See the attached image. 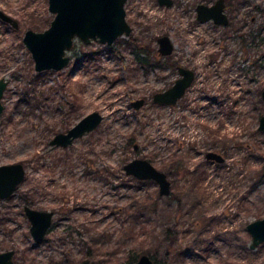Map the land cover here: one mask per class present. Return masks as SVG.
I'll return each mask as SVG.
<instances>
[{
	"label": "rangeland",
	"instance_id": "rangeland-1",
	"mask_svg": "<svg viewBox=\"0 0 264 264\" xmlns=\"http://www.w3.org/2000/svg\"><path fill=\"white\" fill-rule=\"evenodd\" d=\"M214 1L166 8L127 0L129 37L109 47L75 40L63 70L37 73L22 38L49 27L47 0H0L17 23L0 19V166L26 171L0 200V253L13 251L14 264H124L131 254L165 264H264V244L250 250L246 232L264 218V0L226 2V27L196 21L195 6ZM162 36L173 45L170 61L155 55ZM170 63L192 70L194 81L176 105L158 106L153 94L178 78ZM92 112L103 117L94 131L67 148L49 146ZM208 152L224 161L206 160ZM134 159L166 174L169 196L125 175ZM24 205L53 213L39 244Z\"/></svg>",
	"mask_w": 264,
	"mask_h": 264
},
{
	"label": "water",
	"instance_id": "water-1",
	"mask_svg": "<svg viewBox=\"0 0 264 264\" xmlns=\"http://www.w3.org/2000/svg\"><path fill=\"white\" fill-rule=\"evenodd\" d=\"M160 6H171L170 0H158ZM48 12L53 15L49 27L43 32L27 30L22 43L30 53L37 73L44 71L59 72L69 64L67 53L72 50L74 41L79 40L85 45L92 42L103 46H111L120 37H129L131 28L126 21L124 6L127 0H47ZM198 22L212 21L216 26H227L228 19L224 13V0H217L213 5L198 4L195 8ZM4 21L14 27L16 23L0 13ZM158 53L169 56L173 45L169 38L162 36L158 39ZM179 78L174 84L153 95L152 102L158 106H174L184 96L185 90L193 81L192 71L177 68ZM6 88V82L0 80V114L3 110L1 98ZM264 103V90L261 92ZM143 100L132 102L131 106L138 109ZM103 117L98 112H92L82 117L65 133L56 134L49 146L67 148L75 140L94 131L102 122ZM258 130L264 133V115L259 119ZM206 160L223 162V158L208 152ZM126 176L138 181H153L158 186L159 196L170 194V182L161 171L154 168L144 159H134L123 167ZM26 171L22 164L14 163L0 166V200L9 199L25 180ZM24 214L30 224L29 234L35 244L41 243L52 223L53 213L38 211L28 206L24 207ZM246 232L251 238L250 250L264 244V218L255 220L246 226ZM13 251L0 253V264H14ZM100 264V263H93ZM133 264H156L148 255H141Z\"/></svg>",
	"mask_w": 264,
	"mask_h": 264
},
{
	"label": "flooded vegetation",
	"instance_id": "flooded-vegetation-1",
	"mask_svg": "<svg viewBox=\"0 0 264 264\" xmlns=\"http://www.w3.org/2000/svg\"><path fill=\"white\" fill-rule=\"evenodd\" d=\"M171 1V6L173 5V2H172V0H170ZM217 0H215L211 5H213L215 2H216ZM229 0H224V13H225V7H226V2H228ZM157 3H158V5L160 6V4H159V1L157 0ZM198 5V4H197ZM196 5V6H197ZM211 5H206V6H211ZM170 6V7H171ZM196 6H195V8H196ZM163 7H166V6H163ZM170 7H166V8H170ZM194 12H195V10H194ZM0 13H3L4 15H6L4 12H1L0 11ZM226 15V14H225ZM7 17H9L8 15H6ZM10 18V17H9ZM0 19L3 21V22H5V23H8L9 25H11L12 27H14L12 24H10V22H7V21H4L3 19H2V17H1V15H0ZM12 21H14L12 18H10ZM228 19V18H227ZM195 20H196V13H195ZM197 21V20H196ZM15 23H16V21H14ZM210 22H212V21H210ZM128 23V22H127ZM213 23V22H212ZM214 24V23H213ZM229 25V19H228V24H227V26ZM130 26V25H129ZM216 26V25H215ZM16 27H17V23H16ZM16 27H14V28H16ZM224 27H226V26H224ZM130 28H131V26H130ZM131 33H132V28H131ZM130 33V34H131ZM130 36V35H129ZM160 38V37H159ZM159 38H157V45H158V39ZM143 52H144V54H146L147 56L149 55V53L151 52L150 50H148V47L147 46H145V47H142V49H141ZM158 50H159V45H158V48H157V51H156V54L155 55H157L158 57H162V58H164L165 59V61H167L168 59H169V56L172 54H170L169 56H162L161 54H159L158 53ZM172 51H173V49H172ZM136 59L138 60V61H140V62H143V64L145 63V60H142L138 55H137V57H136ZM168 61H170V60H168ZM171 64V63H170ZM171 66H172V68H174L175 69V71L177 72V74H178V71H177V68H179V67H182V68H185V67H183V66H180L179 64L177 65V64H171ZM185 69H187V68H185ZM188 70H190V69H188ZM190 71H192V70H190ZM193 72V71H192ZM193 74H194V72H193ZM194 77H195V74H194ZM178 78H179V74H178ZM177 78V79H178ZM176 79V80H177ZM175 80V81H176ZM174 81V82H175ZM193 81H194V78H193ZM193 81L191 82V84H190V86L185 90V93H186V91L191 87V85H192V83H193ZM174 82H173V84H174ZM172 84V85H173ZM171 85V86H172ZM170 86V87H171ZM169 87V88H170ZM167 90V89H166ZM163 92V91H162ZM156 93H158V92H156ZM156 93H154V94H156ZM185 93H184V95H185ZM153 94V95H154ZM153 97V96H152ZM182 99V98H181ZM180 99V100H181ZM132 104V103H131ZM207 154V153H206ZM222 157V156H221ZM223 161H224V159H223ZM218 163V162H217ZM14 164V163H13ZM25 206H28V205H24L23 206V213H24V207ZM29 207V206H28ZM25 215V214H24Z\"/></svg>",
	"mask_w": 264,
	"mask_h": 264
},
{
	"label": "trees",
	"instance_id": "trees-1",
	"mask_svg": "<svg viewBox=\"0 0 264 264\" xmlns=\"http://www.w3.org/2000/svg\"><path fill=\"white\" fill-rule=\"evenodd\" d=\"M141 255L138 254H131L128 256V258L124 261V264H133L134 262L137 261V259L140 257ZM150 257V256H149ZM156 264H165L163 262H158L156 260H154L152 257H150Z\"/></svg>",
	"mask_w": 264,
	"mask_h": 264
}]
</instances>
